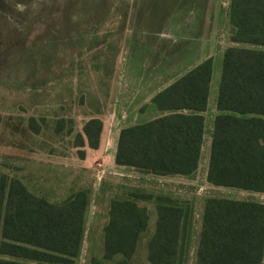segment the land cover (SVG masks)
I'll return each instance as SVG.
<instances>
[{
	"label": "rangeland",
	"instance_id": "obj_1",
	"mask_svg": "<svg viewBox=\"0 0 264 264\" xmlns=\"http://www.w3.org/2000/svg\"><path fill=\"white\" fill-rule=\"evenodd\" d=\"M230 2L0 0V172L19 178L31 192L54 203L78 190L89 193L75 264L103 261L100 233L92 227L101 223L97 213L111 196L137 191L146 198L167 195L189 203L193 229L186 264H196L193 251L195 255L208 197L264 201V193L208 182L210 136L185 192L151 178L143 186L142 173L133 169L109 174L106 169L98 180L95 173L102 165H82L84 148L75 145L84 123L98 115L107 148L89 152L107 158L115 133L156 117L154 95L208 57L213 60L214 85L208 109L216 108L224 51L231 45L254 47L231 40L235 28ZM85 149L87 154L89 147ZM139 203L148 208V227L154 232V199ZM131 264H149L146 244Z\"/></svg>",
	"mask_w": 264,
	"mask_h": 264
},
{
	"label": "trees",
	"instance_id": "obj_2",
	"mask_svg": "<svg viewBox=\"0 0 264 264\" xmlns=\"http://www.w3.org/2000/svg\"><path fill=\"white\" fill-rule=\"evenodd\" d=\"M231 45L223 54L207 180L214 186L264 193V0H231ZM213 60L208 57L153 97L162 115L120 130L116 163L158 176L194 174L203 145ZM186 110V111H185ZM33 118V117H32ZM104 123L93 115L76 146L97 149ZM154 199L156 228L147 243L149 264H186L191 206L167 195L130 192L112 198L104 228L103 261L131 264L149 224L139 200ZM89 193L54 203L0 172V264H75L84 236ZM196 264H264V201L208 197Z\"/></svg>",
	"mask_w": 264,
	"mask_h": 264
},
{
	"label": "crops",
	"instance_id": "obj_3",
	"mask_svg": "<svg viewBox=\"0 0 264 264\" xmlns=\"http://www.w3.org/2000/svg\"><path fill=\"white\" fill-rule=\"evenodd\" d=\"M202 61V60H201ZM200 61V62H201ZM199 63V62H198ZM197 63V64H198ZM196 65V64H195ZM194 65V66H195ZM213 71V70H212ZM186 73V72H185ZM179 78V77H178ZM177 78V79H178ZM177 79H175L174 81H176ZM211 79H212V76H211ZM174 81H172L171 83H173ZM171 83H169L168 85H170ZM167 85V86H168ZM212 83L210 82V91H209V94H211L212 90H213V87H212ZM165 86V87H167ZM214 86V85H213ZM164 87V88H165ZM162 88V89H164ZM161 89V90H162ZM218 89H219V86H218ZM160 90V91H161ZM159 92V91H158ZM214 97V96H213ZM217 97H218V90H217V94H216V98H215V105H216V108H214L212 111L208 109V102H207V107L206 109L201 112V114L204 116V132H203V145H202V148H201V151L205 148L206 146V138L208 136L209 137V144L211 146V141H212V137H213V131H214V121H215V117L216 115L219 113V110L217 109ZM208 100H209V96H208ZM159 111V110H158ZM186 111V110H185ZM162 115V112L159 111V114L156 116V117H159ZM156 117H153L149 120H146V121H141V122H136V123H133V124H129L130 125H134V124H139V123H145L147 121H150ZM124 127V126H123ZM122 127V128H123ZM126 127V126H125ZM120 128L117 133H115V137H113V147H112V150H111V153L110 155L107 157V158H102L101 155L99 153H90L89 151L91 150H95L96 149H91L89 147L88 149V153L86 154V156L84 158H81L80 161L82 162V165L86 166L87 168H89L93 163H96L97 165H102V167H99L97 168L96 170V178L99 180L102 178L103 175H101L100 173H104L106 174V169L108 170V174L111 173V172H117V171H120V172H127L129 169H133V170H136L134 169L133 167H128V166H122V165H119L116 163V152H117V146H118V138H119V134H120V130L122 129ZM101 146L99 145V147L97 149H99L101 152L104 151L105 148H107V142H105V140H101ZM87 151V149H86ZM100 156V159H97V157ZM201 159V158H200ZM104 160V161H103ZM107 162V164H104L103 166V163ZM103 161V162H102ZM199 164H200V161H199ZM199 167V166H198ZM105 170V171H104ZM114 170V171H113ZM198 171V169H197ZM196 171V172H197ZM195 172V173H196ZM141 183L143 186H145L144 184L147 183V179H150L151 178V181H159L161 183H166V188H169L170 190L172 191H175L176 189H178V191H187L188 188L190 189V182H191V178L194 174L190 175V176H183V175H168V176H158V175H153V174H147V173H143L141 172ZM208 173V172H207ZM146 178V179H145ZM145 182V183H143ZM209 182V181H208ZM112 198H115L114 196H111L106 204H105V207L102 210L99 209V213H97V216H101L102 217V221L101 223L97 224V225H93V230L95 231H98L100 233V236H99V241L101 242V244L103 245L104 247V228L109 220V205H110V201ZM95 214V212H93ZM203 214V212H202ZM156 216V220H157V215L155 214ZM156 228V227H155ZM90 229V227H89ZM155 231V230H154ZM154 232H151L149 230V227L148 229L144 232L143 236H142V240L141 242L139 243V246L138 248L143 244H146L148 243L149 239L151 238V236L153 235ZM196 247H198V245H196ZM193 258L195 259L196 261V254L194 255V251H193Z\"/></svg>",
	"mask_w": 264,
	"mask_h": 264
}]
</instances>
